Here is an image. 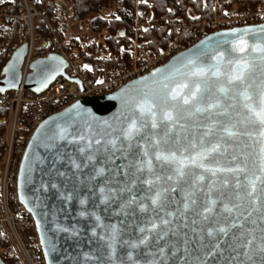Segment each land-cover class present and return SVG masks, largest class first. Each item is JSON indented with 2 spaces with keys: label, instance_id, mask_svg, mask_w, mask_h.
Listing matches in <instances>:
<instances>
[{
  "label": "water",
  "instance_id": "obj_1",
  "mask_svg": "<svg viewBox=\"0 0 264 264\" xmlns=\"http://www.w3.org/2000/svg\"><path fill=\"white\" fill-rule=\"evenodd\" d=\"M25 54L0 72V94L18 89ZM64 68L58 56L36 60L24 88L70 80ZM262 109L264 24L211 33L44 119L17 196L46 264H264Z\"/></svg>",
  "mask_w": 264,
  "mask_h": 264
},
{
  "label": "built area",
  "instance_id": "obj_2",
  "mask_svg": "<svg viewBox=\"0 0 264 264\" xmlns=\"http://www.w3.org/2000/svg\"><path fill=\"white\" fill-rule=\"evenodd\" d=\"M150 1L135 0L134 11L129 14L133 23L129 37L121 43L116 41L115 52L93 46L90 40L73 33L71 23L77 21L67 0L0 1V72L17 50L26 48L18 89L0 94V110L8 115L6 131L0 135V146L5 147L0 168V258L4 263L46 264L35 223L17 196L21 157L30 136L44 119L77 101L115 93L211 33L264 24V0L253 5L233 3L223 12L217 5L220 0H216L209 19L176 27L166 48L150 54L140 44L144 30L142 4ZM123 9V0L110 2L112 13ZM50 55L64 62V74L74 82L58 77L41 94L25 89L31 64Z\"/></svg>",
  "mask_w": 264,
  "mask_h": 264
},
{
  "label": "trees",
  "instance_id": "obj_3",
  "mask_svg": "<svg viewBox=\"0 0 264 264\" xmlns=\"http://www.w3.org/2000/svg\"><path fill=\"white\" fill-rule=\"evenodd\" d=\"M46 1V0H43ZM52 2L54 0H48ZM72 5L74 18L79 23L87 25L88 32H92L91 44L100 49L108 48L111 52L118 49V44L129 37L132 29L130 12L134 11L135 0H123L124 9L118 14L109 10L112 0H67ZM258 0H220L217 5L220 11L233 3L255 4ZM177 3V4H176ZM216 0H151L142 4L144 8V30L140 44L150 54H157L165 49L172 38L176 27L202 19H209L214 10ZM102 38L101 44L95 42V35ZM88 35V34H87ZM8 122L5 110H0V135H3ZM5 156V147L0 146V168ZM5 264H14L5 260Z\"/></svg>",
  "mask_w": 264,
  "mask_h": 264
},
{
  "label": "rangeland",
  "instance_id": "obj_4",
  "mask_svg": "<svg viewBox=\"0 0 264 264\" xmlns=\"http://www.w3.org/2000/svg\"><path fill=\"white\" fill-rule=\"evenodd\" d=\"M0 1H2V0H0ZM71 25L73 26V33L80 36L82 39L90 40V37L93 36V34H91L92 32L91 33L88 32V29H87L88 27L86 24L79 23V25H78V22H72ZM94 35H95V41H99L98 44H101L102 38L100 36H98L97 34H94Z\"/></svg>",
  "mask_w": 264,
  "mask_h": 264
},
{
  "label": "snow or ice",
  "instance_id": "obj_5",
  "mask_svg": "<svg viewBox=\"0 0 264 264\" xmlns=\"http://www.w3.org/2000/svg\"><path fill=\"white\" fill-rule=\"evenodd\" d=\"M85 67H88L87 65ZM240 77H237V79H239ZM0 91H2V89H0ZM188 101L185 100V103H187ZM258 116L260 117L259 119V123L264 126V109L261 110V113L258 114ZM170 118V114H166L165 115V119H169ZM155 126V125H154ZM133 128L135 127L134 125L132 126ZM129 136L132 135V129H129V133H128ZM229 135H232V133H229ZM259 135L261 137H264V127H261L260 129V133ZM261 153L264 154V147L261 148ZM242 170V169H241ZM230 171H233V170H230ZM254 187V185H253ZM153 203H155V201H153ZM221 231H224V229H221ZM211 234V233H210Z\"/></svg>",
  "mask_w": 264,
  "mask_h": 264
},
{
  "label": "flooded vegetation",
  "instance_id": "obj_6",
  "mask_svg": "<svg viewBox=\"0 0 264 264\" xmlns=\"http://www.w3.org/2000/svg\"><path fill=\"white\" fill-rule=\"evenodd\" d=\"M3 78V76L1 75V73H0V79H2Z\"/></svg>",
  "mask_w": 264,
  "mask_h": 264
}]
</instances>
